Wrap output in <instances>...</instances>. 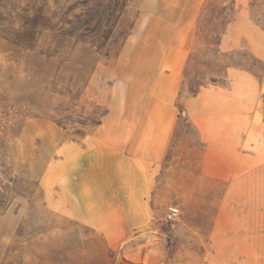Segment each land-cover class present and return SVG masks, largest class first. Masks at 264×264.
<instances>
[{"label": "rangeland", "instance_id": "rangeland-1", "mask_svg": "<svg viewBox=\"0 0 264 264\" xmlns=\"http://www.w3.org/2000/svg\"><path fill=\"white\" fill-rule=\"evenodd\" d=\"M183 25L147 218H102L83 149ZM0 264H264V0H0Z\"/></svg>", "mask_w": 264, "mask_h": 264}, {"label": "crops", "instance_id": "crops-1", "mask_svg": "<svg viewBox=\"0 0 264 264\" xmlns=\"http://www.w3.org/2000/svg\"><path fill=\"white\" fill-rule=\"evenodd\" d=\"M184 28L175 45L167 48L162 63L167 69L155 74L146 97L131 106H110L91 137L95 141L83 149L93 153L81 182L104 203L102 218H147V198L155 188L151 170L165 159L177 120L175 97L183 65Z\"/></svg>", "mask_w": 264, "mask_h": 264}, {"label": "built area", "instance_id": "built-area-1", "mask_svg": "<svg viewBox=\"0 0 264 264\" xmlns=\"http://www.w3.org/2000/svg\"><path fill=\"white\" fill-rule=\"evenodd\" d=\"M180 216V209L177 206H169L164 216V222L171 224Z\"/></svg>", "mask_w": 264, "mask_h": 264}]
</instances>
